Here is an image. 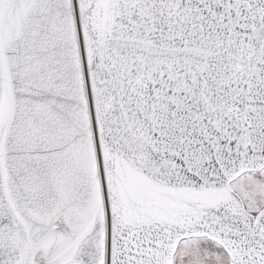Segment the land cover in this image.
Segmentation results:
<instances>
[{
    "label": "snow or ice",
    "instance_id": "snow-or-ice-1",
    "mask_svg": "<svg viewBox=\"0 0 264 264\" xmlns=\"http://www.w3.org/2000/svg\"><path fill=\"white\" fill-rule=\"evenodd\" d=\"M0 264H264V0H0Z\"/></svg>",
    "mask_w": 264,
    "mask_h": 264
}]
</instances>
